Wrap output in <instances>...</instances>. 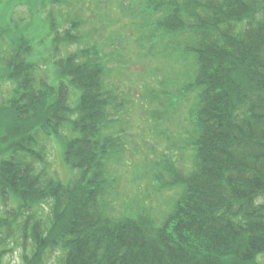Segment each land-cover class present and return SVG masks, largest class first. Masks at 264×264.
<instances>
[{
	"label": "trees",
	"instance_id": "1",
	"mask_svg": "<svg viewBox=\"0 0 264 264\" xmlns=\"http://www.w3.org/2000/svg\"><path fill=\"white\" fill-rule=\"evenodd\" d=\"M130 2L148 48L186 64L180 95L166 92L164 103L187 105L192 129L181 151L191 165L165 153L154 167L157 191H175L167 210L133 198L115 213L121 102L106 80L120 47L110 39L109 54L94 29L79 33L80 18L61 31L59 11L49 13L43 58L34 37L0 24V88H9L0 97V264L16 250L22 264L53 255L55 264H264V0ZM8 6L0 0V17ZM53 142L68 182L52 173Z\"/></svg>",
	"mask_w": 264,
	"mask_h": 264
},
{
	"label": "rangeland",
	"instance_id": "2",
	"mask_svg": "<svg viewBox=\"0 0 264 264\" xmlns=\"http://www.w3.org/2000/svg\"><path fill=\"white\" fill-rule=\"evenodd\" d=\"M24 1L8 0L9 6L0 17V24L3 23L8 31L19 27L34 37V45L41 48H36V56L42 54L43 58H49L48 47L54 36L49 25L50 14L57 16L59 11L66 21L72 17L83 20L85 24L79 33L86 34L94 29V40L109 54L113 51V43L108 42L110 39L117 48L120 47L121 62H116V56L110 59L108 66L112 73L106 80L121 102L113 129L124 147L120 162L112 164L119 181L113 199L115 213H122L133 198L145 199L144 204L152 211L156 210V214L167 210L175 191L158 192L150 175L158 163L165 161V153L178 166L188 168L191 165L190 155L181 151L188 137L186 131L192 129L187 119V105L180 102L172 110L168 108L170 102L164 103L166 92L175 97L180 95L186 79V64L183 66L173 58L165 57L160 45L148 48L150 34L148 30H141L142 18L137 14L132 16L137 6L134 9L130 0H70L71 4L67 6L51 4L50 0ZM69 21L61 31L69 27ZM77 47L76 44L69 45L66 51L73 52ZM52 64L48 63L50 78L58 81ZM8 92L0 88V97ZM49 146L48 160L52 173L68 182L72 173L63 163L62 144L53 142ZM55 261L56 256L53 255L49 264H55ZM2 264H22L20 250L10 253Z\"/></svg>",
	"mask_w": 264,
	"mask_h": 264
}]
</instances>
